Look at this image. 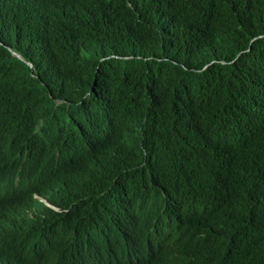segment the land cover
Listing matches in <instances>:
<instances>
[{"label": "trees", "instance_id": "16d2710c", "mask_svg": "<svg viewBox=\"0 0 264 264\" xmlns=\"http://www.w3.org/2000/svg\"><path fill=\"white\" fill-rule=\"evenodd\" d=\"M263 78L264 0H0V153L67 157L60 211L0 191V264L68 260L159 184L234 218L209 264H264Z\"/></svg>", "mask_w": 264, "mask_h": 264}, {"label": "clouds", "instance_id": "9594fccd", "mask_svg": "<svg viewBox=\"0 0 264 264\" xmlns=\"http://www.w3.org/2000/svg\"><path fill=\"white\" fill-rule=\"evenodd\" d=\"M264 95V78L259 81ZM10 162L0 153V191L14 197L32 193L46 209L55 205L57 177L67 157L26 141ZM79 153L72 158H78ZM243 237L234 218L209 195L186 200L169 185L159 184L139 202H110L90 214L68 260L42 257L39 264H209L214 249L232 237Z\"/></svg>", "mask_w": 264, "mask_h": 264}, {"label": "water", "instance_id": "95a60500", "mask_svg": "<svg viewBox=\"0 0 264 264\" xmlns=\"http://www.w3.org/2000/svg\"><path fill=\"white\" fill-rule=\"evenodd\" d=\"M13 54L15 55V57L20 59V55L16 54L15 52H13Z\"/></svg>", "mask_w": 264, "mask_h": 264}, {"label": "bare ground", "instance_id": "6f19581e", "mask_svg": "<svg viewBox=\"0 0 264 264\" xmlns=\"http://www.w3.org/2000/svg\"><path fill=\"white\" fill-rule=\"evenodd\" d=\"M86 140H87V139H86ZM259 191H260V190H259ZM256 197H257V196H256ZM260 204H261V203H260ZM260 204H259V205H260ZM252 207H253V205H252Z\"/></svg>", "mask_w": 264, "mask_h": 264}]
</instances>
